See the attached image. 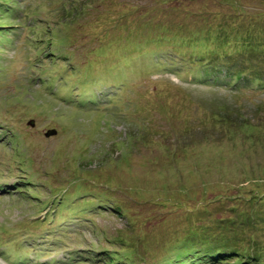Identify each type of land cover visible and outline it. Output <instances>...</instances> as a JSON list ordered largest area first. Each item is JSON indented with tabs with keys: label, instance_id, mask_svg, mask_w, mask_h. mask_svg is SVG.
Listing matches in <instances>:
<instances>
[{
	"label": "rangeland",
	"instance_id": "rangeland-1",
	"mask_svg": "<svg viewBox=\"0 0 264 264\" xmlns=\"http://www.w3.org/2000/svg\"><path fill=\"white\" fill-rule=\"evenodd\" d=\"M256 78L264 0H0V264H264Z\"/></svg>",
	"mask_w": 264,
	"mask_h": 264
},
{
	"label": "trees",
	"instance_id": "trees-1",
	"mask_svg": "<svg viewBox=\"0 0 264 264\" xmlns=\"http://www.w3.org/2000/svg\"><path fill=\"white\" fill-rule=\"evenodd\" d=\"M231 5H232L234 11L238 15H241L240 12H243V11L241 10L242 7L239 5V3L238 2L236 4L233 3ZM210 36L211 37H209V39H212V40H207L205 45H210L212 42L216 43V40L221 42V44L224 43L223 38L220 39L219 37L216 38V36H215L216 40L213 41V35H210ZM241 38H243V37L241 36ZM190 40L194 41L195 39L193 38V39H190ZM197 42H199V44L202 45L201 41L195 40L193 43L190 42L192 44L193 48H195L194 45ZM245 43L246 42L238 43L237 48L242 49L244 47H250L249 44H245ZM142 44H144V42H142ZM149 44L150 43L148 42V45L147 46H143V47H147L148 48ZM140 46H142V45H140ZM226 46H231V43H227L226 42ZM180 50H182V49H180ZM171 52H173V51H171ZM178 52H180V51H178ZM184 55L185 54H183V56ZM191 56L195 57V58H204V57H206V55L199 54L197 51H195V55H191ZM228 56H231V55H228ZM96 75L97 74H94L93 77L90 76V75H87V76L92 81H94L95 78H96ZM242 78H243L242 77V73H238V74L234 75L232 80H231V86L236 85V83H240L242 81ZM216 79H217V77H215V80ZM255 82H259L261 84L260 86L264 87L263 80H261L259 78H256ZM245 88H248V86H245ZM260 197H263V196L262 195H258V196H255L253 199L260 198ZM252 214L254 215L256 213L252 212ZM247 221H249L248 225H250V224L252 225L253 224V222L251 221V216L250 217L247 216L245 218V222H247ZM240 225H243V224L240 223ZM224 226H226V225H224ZM189 228H191V227H189ZM192 229H196V230L188 229V232H187L188 240H192V242L189 243V245H188L189 247L188 248L191 249V250H197V251H199L198 253L207 251L205 254H209L208 258L209 259L211 258V260H209L210 262L216 260V261H219V262H216V264H218V263L219 264H224V261L225 260L229 261L231 259V257H234V254H240V253H244L245 254V252L250 253L253 250V247H251L250 245L247 246L245 241L242 240L241 237H239L238 231H236L235 227L234 228L230 227V224L226 226V229H221L220 234H216L217 237H215V240H212V238H213L212 236H206L207 234H209L206 229H202V230H206V232H207L206 234L200 229H197V228H192ZM204 234H205L206 237L204 236ZM236 234L238 235V238L236 237ZM212 244L214 246H212ZM211 248L215 249L216 252L214 253L212 251H209V249H211ZM259 253H260L259 251H255L254 252V254H255L254 256L257 259H260V257H261V255H259ZM227 255L230 256V257H228V259H218L217 258L218 256L221 257V258H224ZM193 256H196V259H197V257H199V254L198 255L193 254ZM243 258L244 257L242 256L241 259H243ZM200 261L202 262V260H200ZM195 262H197V261L195 260Z\"/></svg>",
	"mask_w": 264,
	"mask_h": 264
},
{
	"label": "water",
	"instance_id": "water-1",
	"mask_svg": "<svg viewBox=\"0 0 264 264\" xmlns=\"http://www.w3.org/2000/svg\"><path fill=\"white\" fill-rule=\"evenodd\" d=\"M29 125L30 126H34V122L33 121H31L30 123H29ZM46 137H50V136H55V135H57V130H49L46 134Z\"/></svg>",
	"mask_w": 264,
	"mask_h": 264
}]
</instances>
